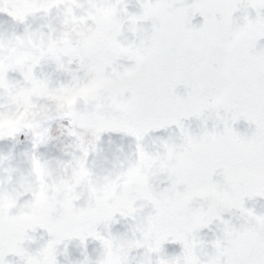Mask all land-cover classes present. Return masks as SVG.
Listing matches in <instances>:
<instances>
[{
  "label": "snow or ice",
  "instance_id": "obj_1",
  "mask_svg": "<svg viewBox=\"0 0 264 264\" xmlns=\"http://www.w3.org/2000/svg\"><path fill=\"white\" fill-rule=\"evenodd\" d=\"M29 3L0 0V13L27 25L31 13L17 12ZM116 6L140 22L139 32L126 46L113 39L102 68L114 86L83 103L89 120L99 122L96 141L119 133L134 141L136 155L171 161L161 169L167 180L146 224L161 232L157 251L165 252L169 237L180 250L157 264H180L189 238L210 250L212 264H264V46L257 49L264 0H117ZM241 119L248 125L243 133L234 127ZM173 127L176 137L153 136ZM5 227L0 223V246L7 243ZM55 227L40 222L30 231L52 236ZM204 229L214 231L211 241L201 236ZM25 239L27 233L15 243L22 247ZM73 239L84 241L69 230L65 240ZM13 254L12 247L0 251V264H10L6 256Z\"/></svg>",
  "mask_w": 264,
  "mask_h": 264
},
{
  "label": "clouds",
  "instance_id": "obj_2",
  "mask_svg": "<svg viewBox=\"0 0 264 264\" xmlns=\"http://www.w3.org/2000/svg\"><path fill=\"white\" fill-rule=\"evenodd\" d=\"M116 5L31 0L17 12L31 13L22 31L0 22V140L19 143V133L31 140V150L16 158L0 150V223L7 241L0 251L12 247L15 254L6 259L15 264H157L173 257L156 250L158 229L146 224L163 179L153 170L154 158L136 155L132 146L124 150L120 141L100 145L95 126L85 127L83 102L114 86L102 58L114 51L113 39L126 46L140 29ZM39 146L58 155L38 154ZM40 222L54 223V234L30 231ZM69 230L83 243L65 240ZM25 233L30 239L18 246ZM201 236L211 241L214 231ZM204 248L186 239L180 264H200Z\"/></svg>",
  "mask_w": 264,
  "mask_h": 264
},
{
  "label": "rangeland",
  "instance_id": "obj_3",
  "mask_svg": "<svg viewBox=\"0 0 264 264\" xmlns=\"http://www.w3.org/2000/svg\"><path fill=\"white\" fill-rule=\"evenodd\" d=\"M0 22H2L5 26H12L13 28H15V30H16L17 32L22 31V30H23V27L25 26V25H23V24H19V23L14 22L10 17H8L6 14H3V13H0ZM28 22H29V21H27V23H28ZM261 46H264V39H261V40H259V41L257 42V49H259ZM120 62H121V61H120ZM121 63H124V62H121ZM91 126H96V124L93 123V122H91V123H89L88 125H85V127H91ZM234 127H235L236 129H238V128L240 127L241 132L243 133V132H245V131L247 130L248 125H247V123H246L245 121L242 120L241 123L237 122V123L234 125ZM108 134H109V133L101 134V138H100V140H99V144H100V145H104L103 139H104V138H107ZM112 137L115 138V134H114V136L112 135ZM17 139L19 140V143L13 141L12 139H4V140H0V146H2L3 148H5L6 143H9L11 146H12V145H15V144H18L21 153H23V152H25V151H29V150L31 149V147H30V146H31V140H30V138H29V144H28L27 140L25 139V135L22 134V133L17 134ZM112 140H113V138L111 139V141H112ZM28 145H29V146H28ZM125 150H127V148H126ZM36 151H37V149H36ZM40 152H41V153H39V152L37 151L38 154H41V155H48V146H43V148L40 150ZM162 159H163V158H154V162H159V163H160V162H162V161H161ZM173 159H174V158H173ZM168 162L170 163L171 161L168 160ZM167 165H168V164H167ZM167 165H166V166H167ZM166 166H165V167H166ZM156 173H157V175H160V176L163 178V179H162V184H163L164 182H166L167 177L164 176V175L162 174L161 169H160L158 172H156ZM162 184H161V186H162ZM58 198H59V196H57V199H58ZM261 203H264V202H261ZM17 206L19 207V205H17ZM17 206H16V207H17ZM145 211L148 212L147 209H145ZM148 213H149V212H148ZM15 214H16V209H15V208L10 209V211H9V221L12 220V218L15 216ZM109 227H111V225H109ZM117 227H119V224H118V223H117ZM36 231H37V232H39V231H43V229H41V228H37ZM160 238H161V232L158 231L157 241H158ZM170 240H171V238L169 237V238H168V241H170ZM168 241L164 242V244H163V247H164L165 253H166V254H169V255H173V254L178 253V252H179V249H180V248H179V245H178V244H175V243L168 242ZM69 252H70V254H72L71 246H70V248H69ZM199 259L201 260V264H204V263H203V260H202V258H201L200 255H199ZM8 261L10 262V264H15L14 260H8Z\"/></svg>",
  "mask_w": 264,
  "mask_h": 264
},
{
  "label": "water",
  "instance_id": "obj_4",
  "mask_svg": "<svg viewBox=\"0 0 264 264\" xmlns=\"http://www.w3.org/2000/svg\"><path fill=\"white\" fill-rule=\"evenodd\" d=\"M130 4H135V0H130ZM130 10H134V9H130ZM202 22V17H200L198 14L196 15V17L193 20L194 24H199ZM146 28H150V24L146 23L144 25ZM130 63V62H128ZM210 121V120H209ZM193 127H195V124H193ZM176 133L177 130L173 127V128H169L165 131H161V132H157L154 133L153 136H161V137H176ZM124 139L127 141L128 144H133L134 141L129 138V137H125L123 136ZM214 229V226H213ZM203 233H207L208 237H212V231H209L208 229H204L202 230ZM205 264H212V262L215 260V257H213L212 253L210 252V250L208 248H204L203 252L201 253Z\"/></svg>",
  "mask_w": 264,
  "mask_h": 264
}]
</instances>
